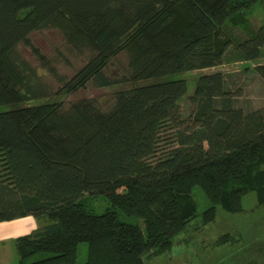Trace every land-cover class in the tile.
<instances>
[{"label":"trees","instance_id":"obj_1","mask_svg":"<svg viewBox=\"0 0 264 264\" xmlns=\"http://www.w3.org/2000/svg\"><path fill=\"white\" fill-rule=\"evenodd\" d=\"M255 6L264 0H0V222L39 223L15 238L18 264H77L80 244L83 264H145L196 217L195 186L209 202L203 225L217 207L241 212L249 192L264 204V105L236 107L220 72L198 75L189 96L181 77L233 52L264 80ZM46 28L90 53L54 93L17 53L29 47L54 73L29 39ZM89 83L118 86L107 107L59 100ZM96 194L110 203L101 214L84 204Z\"/></svg>","mask_w":264,"mask_h":264},{"label":"rangeland","instance_id":"obj_2","mask_svg":"<svg viewBox=\"0 0 264 264\" xmlns=\"http://www.w3.org/2000/svg\"><path fill=\"white\" fill-rule=\"evenodd\" d=\"M247 17L253 28L261 26L264 24V8L255 6ZM29 39L32 46L47 59L54 73L40 63L29 47L21 44L17 53L37 72L39 79L52 93L71 79L90 57V53L76 51L67 45L56 29L36 31ZM232 53H229V59L223 65L181 75L187 82V95L192 92L198 75L220 72L225 78L226 87L234 96L236 107L250 110L263 106L264 80L254 70L257 62H245ZM259 62L264 63V49ZM125 64L126 57L121 55L111 63L108 74L114 78L120 77ZM117 88L100 89L89 83L67 97L61 96L59 100L65 104L76 99L96 98L102 107H107L112 92ZM181 107L184 111L188 109L186 98L181 101ZM192 199L196 205V217L184 232L175 237L170 251L145 261V264H264V204L257 203L254 192L243 196L242 211L239 213H227L217 207L214 220L207 225L201 223V214L209 202L199 187L192 189ZM84 204L94 214H101L110 208L108 200L97 194L85 196ZM121 219L136 223L132 217L121 215ZM86 252V244H80L77 264L84 263ZM12 260L13 256L6 251L5 264H12Z\"/></svg>","mask_w":264,"mask_h":264},{"label":"crops","instance_id":"obj_3","mask_svg":"<svg viewBox=\"0 0 264 264\" xmlns=\"http://www.w3.org/2000/svg\"><path fill=\"white\" fill-rule=\"evenodd\" d=\"M38 226L39 223L30 216L0 222V264H5L6 251L13 256L12 264H18L14 245L15 238L32 233Z\"/></svg>","mask_w":264,"mask_h":264}]
</instances>
